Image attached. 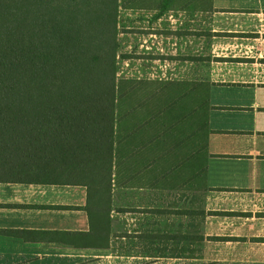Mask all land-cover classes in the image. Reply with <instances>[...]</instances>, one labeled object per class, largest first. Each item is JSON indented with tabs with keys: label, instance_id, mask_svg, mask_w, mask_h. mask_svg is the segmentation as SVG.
Segmentation results:
<instances>
[{
	"label": "crops",
	"instance_id": "1",
	"mask_svg": "<svg viewBox=\"0 0 264 264\" xmlns=\"http://www.w3.org/2000/svg\"><path fill=\"white\" fill-rule=\"evenodd\" d=\"M129 11L139 14L138 79L205 84L197 189L186 146L164 184L143 171L136 185L113 180L103 195L55 169L0 181V264H264V0H211L197 53L174 8ZM195 191L205 211L197 217Z\"/></svg>",
	"mask_w": 264,
	"mask_h": 264
},
{
	"label": "trees",
	"instance_id": "2",
	"mask_svg": "<svg viewBox=\"0 0 264 264\" xmlns=\"http://www.w3.org/2000/svg\"><path fill=\"white\" fill-rule=\"evenodd\" d=\"M172 2L0 0V181H39L28 175L55 169L103 195L113 180L136 185L143 171L164 184L186 146L197 189L207 93L184 106L174 82L119 77L121 10L163 14Z\"/></svg>",
	"mask_w": 264,
	"mask_h": 264
},
{
	"label": "rangeland",
	"instance_id": "3",
	"mask_svg": "<svg viewBox=\"0 0 264 264\" xmlns=\"http://www.w3.org/2000/svg\"><path fill=\"white\" fill-rule=\"evenodd\" d=\"M172 6H174V9L178 12V25H179V32L185 33V27L187 24L191 25V28L194 29V50L195 53H197V49L200 48L199 43L197 42L201 24H202V14L205 16L208 12L211 10V0H173ZM139 20V14L133 11L122 9L120 12V21L121 26L120 30L121 33L119 35V40L121 43V54L124 56L133 57L132 60H119V77L120 78H138L143 77L139 69V54H138V33L140 28ZM153 71V69H151ZM148 73L147 77L151 78L156 74ZM142 75V76H141ZM172 77V79H178L181 82L175 83V88H178L179 90L177 93L181 94L182 97V103L184 106H187L188 104L191 106L193 103L196 105L201 104V99L203 98L202 103H204V96L206 94V87L205 84L197 80V78L187 79L189 82H186V77L178 74V76L175 78V76H168V78ZM189 78V77H188ZM154 79V78H153ZM195 79V80H194ZM194 80V81H192ZM190 81L192 83H190ZM180 84V86L178 85ZM201 84V85H200ZM169 88H172L170 86ZM198 90V91H196ZM194 101V102H193ZM190 127V123H186ZM186 125L179 126L180 129L178 131L179 138H183L188 136L187 128H189ZM202 193L199 191L194 192L193 201L195 207H198L200 209V204L202 202ZM197 223L199 220L196 221ZM196 225V223H195ZM197 231V226L195 227V232Z\"/></svg>",
	"mask_w": 264,
	"mask_h": 264
}]
</instances>
